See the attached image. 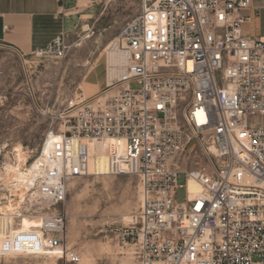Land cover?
<instances>
[{"label": "built area", "instance_id": "2783aa9c", "mask_svg": "<svg viewBox=\"0 0 264 264\" xmlns=\"http://www.w3.org/2000/svg\"><path fill=\"white\" fill-rule=\"evenodd\" d=\"M251 8L140 0L112 41L116 75L51 117L19 208L43 224L4 236L1 255L79 261L57 211L73 181L99 176L90 170L99 155L106 175L137 180L133 222L114 229L137 264H264V38L243 31ZM66 49L63 31L30 55Z\"/></svg>", "mask_w": 264, "mask_h": 264}, {"label": "rangeland", "instance_id": "374dc122", "mask_svg": "<svg viewBox=\"0 0 264 264\" xmlns=\"http://www.w3.org/2000/svg\"><path fill=\"white\" fill-rule=\"evenodd\" d=\"M139 5L140 0H68L70 27L65 31L67 49L61 58H22L0 45V196H10L5 183L13 171L6 166L26 169L33 163L51 117L66 101L80 90L87 97L104 87L107 51L121 27L137 15ZM243 31L251 35L252 24L244 25ZM90 170L99 176L73 181L57 211L65 215V246L79 255V261L57 259V252L2 256L0 251V264H137L114 234L115 228L133 221L139 205L137 180L106 175L104 156L98 155ZM20 205L21 216H36L21 213ZM19 219L0 210V243L7 234L22 230ZM13 220L19 226L9 228Z\"/></svg>", "mask_w": 264, "mask_h": 264}, {"label": "crops", "instance_id": "0c3cea01", "mask_svg": "<svg viewBox=\"0 0 264 264\" xmlns=\"http://www.w3.org/2000/svg\"><path fill=\"white\" fill-rule=\"evenodd\" d=\"M68 0H0V45L24 55L48 46L70 27ZM250 17L254 37L264 38V0H252L244 11ZM245 24V25H246Z\"/></svg>", "mask_w": 264, "mask_h": 264}, {"label": "bare ground", "instance_id": "6f19581e", "mask_svg": "<svg viewBox=\"0 0 264 264\" xmlns=\"http://www.w3.org/2000/svg\"><path fill=\"white\" fill-rule=\"evenodd\" d=\"M112 43L107 51L106 57V81L109 83L117 73L116 64H121L111 49ZM84 93V91H83ZM36 161L33 162L26 169L13 167L11 165L6 166V170L13 171V174H9V180H6V190L10 192L9 195L1 194L0 196V210H3L8 214L17 215L20 217L19 223L23 231H28L42 225L41 217H26L21 216L18 212V206L22 203L23 192L32 189L36 178ZM11 169V170H10ZM10 173V172H9ZM8 178V177H7ZM6 178V179H7ZM188 192L192 195L199 190V186L193 179H189L187 183ZM7 199V200H5ZM133 222V221H132Z\"/></svg>", "mask_w": 264, "mask_h": 264}]
</instances>
